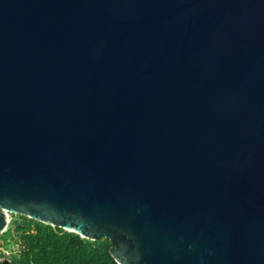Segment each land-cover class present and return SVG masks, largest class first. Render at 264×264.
<instances>
[{
	"label": "water",
	"instance_id": "water-1",
	"mask_svg": "<svg viewBox=\"0 0 264 264\" xmlns=\"http://www.w3.org/2000/svg\"><path fill=\"white\" fill-rule=\"evenodd\" d=\"M11 215L118 264H264V0H0Z\"/></svg>",
	"mask_w": 264,
	"mask_h": 264
},
{
	"label": "trees",
	"instance_id": "trees-1",
	"mask_svg": "<svg viewBox=\"0 0 264 264\" xmlns=\"http://www.w3.org/2000/svg\"><path fill=\"white\" fill-rule=\"evenodd\" d=\"M111 247L106 238L91 241L19 215L0 236V260L10 264H118Z\"/></svg>",
	"mask_w": 264,
	"mask_h": 264
},
{
	"label": "rangeland",
	"instance_id": "rangeland-1",
	"mask_svg": "<svg viewBox=\"0 0 264 264\" xmlns=\"http://www.w3.org/2000/svg\"><path fill=\"white\" fill-rule=\"evenodd\" d=\"M14 216H16V215H11V222L14 220ZM6 252L9 254V251L8 250H6ZM4 260V259H3ZM1 261V260H0Z\"/></svg>",
	"mask_w": 264,
	"mask_h": 264
}]
</instances>
